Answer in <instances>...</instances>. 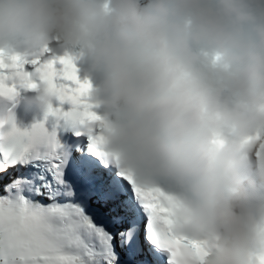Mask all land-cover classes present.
I'll use <instances>...</instances> for the list:
<instances>
[{
  "label": "clouds",
  "instance_id": "obj_1",
  "mask_svg": "<svg viewBox=\"0 0 264 264\" xmlns=\"http://www.w3.org/2000/svg\"><path fill=\"white\" fill-rule=\"evenodd\" d=\"M0 50L86 54L102 111L80 130L172 198L202 264H264V0H0ZM16 86L0 119L23 102L45 122L57 97Z\"/></svg>",
  "mask_w": 264,
  "mask_h": 264
},
{
  "label": "snow or ice",
  "instance_id": "obj_2",
  "mask_svg": "<svg viewBox=\"0 0 264 264\" xmlns=\"http://www.w3.org/2000/svg\"><path fill=\"white\" fill-rule=\"evenodd\" d=\"M74 59L42 62L0 50V97L12 98L20 79L45 83L71 105L50 108L51 131L44 121L21 128L11 114L0 119V264H136L144 244L151 255L144 264H202L207 242L171 229L172 198L138 185L111 162L101 138L80 130L100 117ZM100 202L115 208L100 214L93 208Z\"/></svg>",
  "mask_w": 264,
  "mask_h": 264
},
{
  "label": "bare ground",
  "instance_id": "obj_3",
  "mask_svg": "<svg viewBox=\"0 0 264 264\" xmlns=\"http://www.w3.org/2000/svg\"><path fill=\"white\" fill-rule=\"evenodd\" d=\"M111 206H112V207H115V204H114V203H111Z\"/></svg>",
  "mask_w": 264,
  "mask_h": 264
}]
</instances>
